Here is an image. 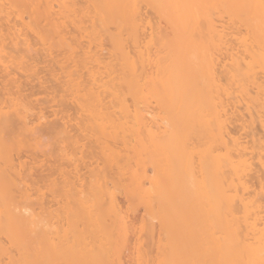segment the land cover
I'll use <instances>...</instances> for the list:
<instances>
[{
	"label": "bare ground",
	"instance_id": "obj_1",
	"mask_svg": "<svg viewBox=\"0 0 264 264\" xmlns=\"http://www.w3.org/2000/svg\"><path fill=\"white\" fill-rule=\"evenodd\" d=\"M146 1L166 30L151 37L150 49L145 43V51L137 47L130 53L123 31L137 46L139 0H83L79 8L74 0H0V71L8 75L9 62L19 67L16 56L6 50L9 39V48L22 53L21 60L31 57L33 46L40 44L45 56L54 58L52 53L59 50L62 58L79 62L100 82L109 96L105 107L97 92L80 93L78 81L68 78L64 84L71 94L74 91L85 116L83 129L94 135L103 168H115L118 179L140 195L151 217H157L163 234L157 263L264 264V219L259 217L264 205L245 195L249 185L244 179L253 161L264 172V140L251 134L250 142H242L229 135L221 98L228 96L234 108L244 103L249 120L239 119L240 127L250 128L254 111L264 128V0ZM222 14L239 27L230 34L238 50L227 44L224 25L219 28L216 23ZM67 23L80 38H88L89 45L100 39V29L114 25V33L106 31L112 59L90 51L77 59L69 57L62 29ZM226 59L221 79L218 68ZM14 99L7 98V104L0 101V235L18 249L19 257L9 248L8 256L2 245L0 264H49L56 256L112 264L109 252L118 257L119 247L112 245L106 231L103 245L87 250L85 257L86 252L74 246L80 234H74L73 244L67 246L49 243L43 230L36 233L42 226L40 218L22 213L9 201L10 189L26 182L12 149L28 143L37 146L36 128L44 117L39 110L34 112L36 123L28 120L31 108ZM12 124L23 129L27 141L20 135L6 137ZM62 133L77 148V140L65 128ZM110 136L119 137L123 147L114 148ZM60 150V158L70 161L71 152ZM98 176L90 177L88 185L101 186ZM108 242L111 246H106Z\"/></svg>",
	"mask_w": 264,
	"mask_h": 264
},
{
	"label": "rangeland",
	"instance_id": "obj_2",
	"mask_svg": "<svg viewBox=\"0 0 264 264\" xmlns=\"http://www.w3.org/2000/svg\"><path fill=\"white\" fill-rule=\"evenodd\" d=\"M74 1L76 8L83 6V0ZM146 3L148 4L146 0H139L141 23L137 46L132 44L123 31L124 45L130 53H133L137 47L145 51V43L149 48L152 45L151 37L155 36L157 32L164 33L163 31L166 30L164 21L158 16L155 9ZM53 16L56 18L55 14ZM4 23L5 21H3ZM216 23L219 28L224 25V31L229 33L226 36L229 39L227 44H233L236 47L233 40L234 35L231 37L230 34H235L239 29L237 24H232L224 14L217 16ZM84 25H89V22H84ZM108 27L107 34L114 33V25ZM62 29L63 37L70 45L68 48L69 57L73 56L72 58L77 59L83 55L84 51H90L89 53L106 60L112 59L113 54L110 51L111 46L108 40L110 38L103 29H100L102 36L99 40L97 39L99 45L96 40L90 42L89 45L86 40L88 38H80L78 31L69 23ZM6 31V28L3 27V34ZM146 40L148 41L145 42ZM5 44L6 50L16 56L19 67L9 62L8 69L11 73L9 71L10 74L6 75V72L0 71V101L3 100L1 104H7L9 102L7 98H15L14 100L31 108V111L27 113V119L34 120L35 123L37 120L34 112L40 110V113L44 115L43 120H40L41 124L36 128L40 134V143L37 146H29L28 142L23 146V141L22 144L18 142L23 146L18 149V146L14 144L13 158L17 160L18 157L17 161H21V173L26 182L17 184L10 189L9 201L11 200L16 209L22 213L28 214L30 217L32 215L37 219L40 218L42 226L38 223L36 233L41 234L43 230L45 239L49 243L54 242L58 246H67L73 244L74 234H80V242L75 243L74 246L86 252V257L87 250H93L98 245H103L104 237L106 238L104 232L106 231L107 235L110 234L112 245L115 244L119 247L118 257L109 252L112 264H159L156 259L163 234L157 217H151L140 195L131 191L124 181L118 179L115 168H103L101 156L93 141L94 135L83 129L85 116L73 97L74 91L71 94L64 84L68 78L78 81L80 93H85L88 89L97 92L105 107L109 105V96L98 85L100 82L93 80L94 77L89 75V70L79 62L77 64L76 61H71V58H62L65 55L59 50H55L52 55L56 57L50 59L45 56L40 44L34 45L32 42L34 49L29 57L31 59L25 57L21 60L22 53L17 54L9 48V39L5 40ZM235 50H238L237 47ZM109 55L112 57L109 58ZM56 58H59L60 61H57ZM17 60L23 62L18 64ZM227 62V59L224 60L218 68L221 79L222 64L227 65ZM254 90L251 88V94H254ZM221 98L225 107L229 135L240 137L242 142H250V135L253 134L255 138L263 141L264 128L256 118L255 112L252 111L253 123L246 131L240 127L241 120H239H249L244 103L240 101L234 108L230 104L228 96L221 95ZM127 100L129 103L131 102L129 96H127ZM263 111H261L262 115ZM18 126L12 124L6 137L14 138L20 135L23 140L27 141V135ZM64 128L73 139L77 140V148L72 147L69 139L64 137L62 133ZM108 142L114 148L121 149L123 147L119 137L110 136ZM63 147L71 152L70 161L60 158L59 154L62 152L60 148L63 149ZM16 160L15 162H17ZM253 162L255 164H252L251 170L244 177L249 185L245 195L264 205V189L261 191L260 188L261 183H264V172L256 161ZM93 175H99L101 186L88 185V181ZM68 176H71V181L64 182ZM259 217L264 219L263 211ZM119 221L122 223L124 237H121L120 234ZM32 233L31 235H34V232ZM0 243V246L4 245L6 249L11 250L10 252L8 249V256H10V252L16 258L18 249L16 248V250L14 245L12 246L2 234ZM106 246H111V244L108 242ZM57 257H54L56 259H53L49 264H98L91 259H83L81 256L74 259Z\"/></svg>",
	"mask_w": 264,
	"mask_h": 264
}]
</instances>
